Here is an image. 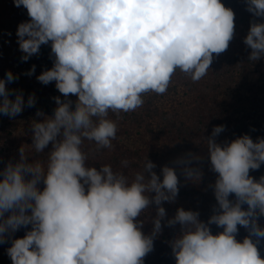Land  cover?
<instances>
[{"label":"clouds","instance_id":"1","mask_svg":"<svg viewBox=\"0 0 264 264\" xmlns=\"http://www.w3.org/2000/svg\"><path fill=\"white\" fill-rule=\"evenodd\" d=\"M13 2L30 17L16 33L22 60L51 42L53 67L36 78L44 85L54 81L65 100L55 97L54 114L37 111L44 119L32 123L35 152L52 143L46 162L27 163L21 147L19 162H9L0 173V244L8 232L31 225L7 249L12 264H144L162 230V202L178 195L176 171L164 166L161 180L148 159L132 178L110 165L97 170L87 164L82 144L88 140L96 150L111 149L118 125L109 114L118 120L121 112L141 108L145 95L165 94L177 70L193 82L204 78L214 54L225 52L233 39L235 13L221 0ZM246 3L247 11L264 18V0ZM243 42L251 61L264 57V22H251ZM34 72L35 65L25 74ZM15 79L11 71L0 79V114L10 118L35 104L34 94L26 103L22 93L9 98L6 82ZM69 94L78 97L74 110ZM224 130L215 126L207 139L211 169L218 174L215 214L204 223L197 212L179 208L167 220V226H182L171 244L176 264H264L258 241L251 238H264L258 224L264 216V176H250L264 164V138L254 142L245 134L217 143ZM122 164L127 167L128 161ZM186 178L198 180L199 173L186 169ZM153 204V231L145 235L137 218ZM212 224L223 231L214 235ZM238 225L249 231L242 241L236 239Z\"/></svg>","mask_w":264,"mask_h":264},{"label":"trees","instance_id":"2","mask_svg":"<svg viewBox=\"0 0 264 264\" xmlns=\"http://www.w3.org/2000/svg\"><path fill=\"white\" fill-rule=\"evenodd\" d=\"M221 2L235 13V31L228 49L218 56L214 54L208 74L200 81L193 82L177 70L165 94L145 95L141 108L135 112H121L118 120L116 114H109V118L118 125L111 149L96 150L94 142L88 140L82 144V150L88 155L87 164L97 170L100 166L110 165L114 171L132 178L142 170L148 159L156 165L153 171L161 180L164 166L176 171L178 195L173 202H162L161 206L166 211L161 221L162 230L153 238V250L144 257V264H176L171 244L181 234L182 226H167V220L175 216L177 209L197 212L198 219L204 223L215 214L214 209L218 205L213 185L218 174L212 171L209 157L196 160L194 156L200 144L211 137L213 128L225 126V130L217 136L223 138L221 144L245 134L254 142L257 138H264V57L251 61V49L243 42L251 22H264V18L255 17L247 11L246 0ZM28 21L30 17L23 6H14L13 0H0V79L6 80L9 71L18 77L11 83L6 82L10 99L14 100L17 93L23 94L25 103L29 95L34 94L35 97L34 106H25L15 117L0 114V173L9 162H19L21 147L25 149L27 163L46 162L52 151V143L43 152H35L32 148V123L44 119L36 115L37 111L44 116L54 114L57 107L55 97L65 100L54 81L44 85L36 78L53 67L55 57L51 53V42L41 45L39 54H34L26 62L22 60L24 53L19 49L16 33L18 25ZM33 65L34 74L26 75ZM254 73L259 75L255 80L250 78ZM67 99L73 101L74 110L78 97L69 94ZM125 160L128 161L127 167L122 164ZM186 169L198 172L199 179H187ZM43 187L42 182L38 184L40 190ZM229 199L234 201V194ZM243 207L247 209V205ZM156 208L155 204L151 205L137 218L143 224L141 230L145 235L152 234ZM10 214L6 213L5 216ZM258 224L264 228V216L259 218ZM209 227L214 235L223 231L215 224ZM30 230L31 225H28L6 234V242L0 244V264H12L7 249L11 247L13 239L23 238ZM248 235L249 231L238 225L236 239L242 241ZM251 238L254 241L255 236ZM257 247L261 258H264V246Z\"/></svg>","mask_w":264,"mask_h":264},{"label":"rangeland","instance_id":"3","mask_svg":"<svg viewBox=\"0 0 264 264\" xmlns=\"http://www.w3.org/2000/svg\"><path fill=\"white\" fill-rule=\"evenodd\" d=\"M258 74L254 73L250 76L251 79L255 80L258 78ZM217 143H220L223 141V138L221 137H216L215 138ZM195 159L196 160H204L207 157H209V152H208V147H207V139L203 141L200 146L198 147L196 153H195ZM250 176H252L254 179L259 180L261 176H264V165L261 166L258 170H251L250 171ZM254 241L257 242V245L259 246H264V238H254Z\"/></svg>","mask_w":264,"mask_h":264}]
</instances>
